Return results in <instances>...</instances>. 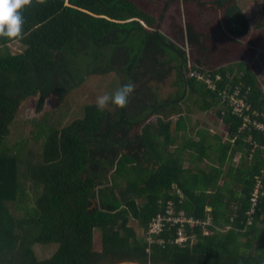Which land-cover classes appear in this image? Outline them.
Segmentation results:
<instances>
[{
  "label": "trees",
  "instance_id": "trees-1",
  "mask_svg": "<svg viewBox=\"0 0 264 264\" xmlns=\"http://www.w3.org/2000/svg\"><path fill=\"white\" fill-rule=\"evenodd\" d=\"M190 3L197 14L184 11ZM23 15L22 37H0V264H264V195L249 214L259 179L264 189V133L240 130L219 93L189 75L220 74V89L251 86L249 100L264 112V87L249 63L215 56L219 39L236 57L243 52L237 37L250 32V21L238 0H32ZM172 21L183 45L163 32ZM14 42L23 49L13 51ZM187 44L198 53L193 59ZM112 72L119 87L134 85L126 107L88 103L69 123L42 121L9 143L25 102L37 98L40 113L91 75ZM173 73L180 88L163 98L158 87ZM189 93L201 96L202 111L217 107L228 142L177 141L186 117L179 111L175 129L169 117ZM35 141L37 153L29 149ZM238 152L244 163L236 167ZM186 155L195 167L185 166ZM204 159L209 169L199 166ZM169 202L174 214L183 210L204 225L187 223L189 239L179 244V224L168 222L151 243L150 224ZM49 243L58 244L55 252L40 258L35 245Z\"/></svg>",
  "mask_w": 264,
  "mask_h": 264
},
{
  "label": "rangeland",
  "instance_id": "rangeland-1",
  "mask_svg": "<svg viewBox=\"0 0 264 264\" xmlns=\"http://www.w3.org/2000/svg\"><path fill=\"white\" fill-rule=\"evenodd\" d=\"M238 3L243 10L247 11L248 18L250 21V32L247 35L237 37L243 43V52L242 54L236 57V52H234V50H232L231 48H228L230 46L226 47L221 41V39H219L217 40L215 45L218 46L217 48H220V51H218L215 56L218 63L224 64L226 62L232 61V59L247 60L249 62L250 67L254 71H256L257 74H259L258 77L260 78L261 83L264 84V13L262 11L264 6V0H238ZM183 6H177L174 11L178 12V9H182ZM187 10L190 12V16L192 11L194 12V14H197V10L195 9L193 3H190L188 7H186V9L184 8L185 12ZM184 16L185 15L182 14L183 18ZM219 16L221 18L220 21L222 22V26L228 32V28L224 23L225 21L223 19L224 14L220 13ZM207 21L208 19L205 22ZM174 26L175 24H173V21L172 23H169V25L166 24L163 29V32L170 38H173L174 41L183 45L180 40H177L173 37L175 33ZM10 46L13 51H20L23 49V46L20 42H14ZM184 48L187 49L189 56H191L192 59L193 56L198 55L197 51H193V49H191L188 44L185 45ZM215 67H218V65ZM175 80L176 75L175 73H173L171 78H169V80L165 84H162L158 87L160 95L163 98L177 95L180 86L175 83ZM120 82V76L113 72L106 75H91L88 80L81 87L74 90L64 102L59 103L57 98L49 99L45 109L40 113H38L36 110L37 98H33L25 102L20 109L19 115L14 125L12 126L11 135L9 137V143L11 145L15 144L16 141H18L23 135L27 136V134L34 131V127L40 125L42 121L45 122L46 120L49 121L50 119L51 122L57 123L59 124V126H63L69 123L75 117H78L83 114V106L85 104L96 102L97 97L101 95L114 93L118 88H120ZM263 84L262 86L264 87ZM201 105V96L196 93H189L186 100L183 102L182 109L177 110L176 112L174 111L172 113L173 115L169 117L171 120L176 122L180 116L179 111H182L181 114H185L186 121L188 122L189 120L190 122V133L188 131L181 133L179 141L188 139L190 137L198 140L199 136H197L196 130L200 127L202 128L201 131L203 132H206L208 128L210 131L209 136L211 141H214V144H218V140L214 139V137H212V134H220L222 136L224 135V132L218 126V116L216 114L217 107L214 108L212 111H202L200 109ZM170 110H173V108H171ZM31 116H37L36 118L38 122H36V124L29 120ZM164 116L168 117L167 114H164ZM214 125H217L218 127H214ZM225 135L222 137L224 141L227 142L228 136ZM38 144L39 142L37 141H35V143L32 142L29 146V149L32 148L34 149L33 151L37 153L39 151L37 148ZM174 148L175 146H172L171 150H174ZM184 163L185 166L188 167H192L194 165V161L191 159L190 155H186V160ZM243 163V158L241 159V155L238 153L231 161V164L236 167L240 166ZM209 164V161L205 159L204 161H202V163H200V166L205 168ZM228 166L229 165H226V170L228 169ZM223 179L225 180V177H223ZM224 180H222L221 182H223ZM47 245H35L36 253L40 258L48 257L49 254L55 252L56 247L58 246V244L55 243H49ZM95 245L97 250L102 249L101 231L98 229L95 230ZM255 246L257 247V242Z\"/></svg>",
  "mask_w": 264,
  "mask_h": 264
},
{
  "label": "built area",
  "instance_id": "built-area-1",
  "mask_svg": "<svg viewBox=\"0 0 264 264\" xmlns=\"http://www.w3.org/2000/svg\"><path fill=\"white\" fill-rule=\"evenodd\" d=\"M189 75L190 77H196L198 80L206 81L210 89L219 93L221 104L226 108L230 107L233 114L241 118L240 130L254 129L264 133V112H258L254 109L251 101L249 100L252 91L251 86L243 84L235 87L220 89L216 83V81L222 80V76L220 74H217L215 80L211 77V74L205 75L198 70L192 69L190 70ZM263 195V183L262 180L259 179L253 192L252 207L249 211L250 215L255 213L259 200ZM169 203L170 207L168 208L167 214H158L150 224L148 238L151 243L155 240L154 235L160 234L168 222L179 224L178 236L175 239L176 243L179 244H184L189 239V234H187L185 229L187 223L192 226L202 223L193 217H189L183 210H181L178 214H174L175 210L172 207V203ZM160 242L163 243L164 241L160 239Z\"/></svg>",
  "mask_w": 264,
  "mask_h": 264
},
{
  "label": "clouds",
  "instance_id": "clouds-1",
  "mask_svg": "<svg viewBox=\"0 0 264 264\" xmlns=\"http://www.w3.org/2000/svg\"><path fill=\"white\" fill-rule=\"evenodd\" d=\"M31 2L32 0H0V37L8 39L22 37L25 23L23 9ZM133 91L132 83L124 84L112 94L97 97L96 107L100 111L105 110L109 104L124 108Z\"/></svg>",
  "mask_w": 264,
  "mask_h": 264
},
{
  "label": "crops",
  "instance_id": "crops-1",
  "mask_svg": "<svg viewBox=\"0 0 264 264\" xmlns=\"http://www.w3.org/2000/svg\"><path fill=\"white\" fill-rule=\"evenodd\" d=\"M244 13L246 14V16L248 17V14H247V11H245L244 10ZM247 61V60H246ZM248 62V61H247ZM249 63V62H248ZM253 70V69H252ZM253 72H255V74L257 75V77L259 76V74H257L256 73V71H254L253 70ZM259 78V77H258ZM260 79V78H259ZM263 84V83H262ZM264 85V84H263ZM217 114V113H216ZM183 115H185V114H183ZM188 116V115H187ZM217 122H218V126L220 127V129L221 130H223V132H224V135H225V133H226V135L228 136V141L230 140V134H229V126L224 122V120L217 114ZM180 117V116H179ZM179 119V118H178ZM177 119V120H178ZM172 122H173V127H174V129H175V125H176V123H177V121L176 122H174L173 120H172ZM187 122V121H186ZM187 124H188V132L191 130V125H190V122H189V120H188V122H187ZM217 125L215 126L214 125V127H218ZM200 128V127H199ZM197 128V130H196V134H197V136H199V138L201 137V136H206V138H207V142L208 143H212L213 145H218V144H214L212 141H211V139H210V131H209V129L207 128V127H204V128H207V131L206 132H203V131H201L202 130V128ZM211 129H213V128H211ZM176 133L178 134V137L180 138V135H181V133H183V131H181V132H177L176 131ZM190 133V132H189ZM214 135V136H213ZM224 135H222V136H224ZM225 135V136H226ZM220 134H212V137H214V139H216V140H218V137H220V139H221V141L222 142H224V143H226L225 141H224V139H223V137H222ZM196 140V139H195ZM177 141H179V140H177ZM183 141V140H182ZM227 141V142H228ZM217 142H219V140L217 141ZM216 142V143H217ZM213 154H215V152L213 151ZM238 154H240L241 156H242V152H238ZM236 156V155H235ZM191 159L194 161V159H193V157L191 156ZM234 159V158H233ZM186 160V159H185ZM205 160V159H204ZM203 160V161H204ZM206 160H208V159H206ZM209 161V160H208ZM200 163H202V161L201 162H199V166H200ZM209 163L211 164V161H209ZM209 164V165H210ZM209 165L207 166V167H205L206 169L209 167ZM186 167H188V166H186ZM192 167H195V161H194V165L192 166ZM192 167H188V168H192ZM200 167H202V166H200ZM203 168V167H202ZM209 169V168H208ZM221 183H223V182H221ZM209 209H211L210 207H209Z\"/></svg>",
  "mask_w": 264,
  "mask_h": 264
}]
</instances>
